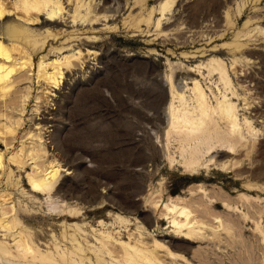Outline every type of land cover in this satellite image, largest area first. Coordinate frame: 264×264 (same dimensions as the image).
I'll return each mask as SVG.
<instances>
[{
	"label": "rangeland",
	"instance_id": "rangeland-1",
	"mask_svg": "<svg viewBox=\"0 0 264 264\" xmlns=\"http://www.w3.org/2000/svg\"><path fill=\"white\" fill-rule=\"evenodd\" d=\"M1 1L10 13L0 19V39L9 45L6 27L20 25L41 48L0 95V221L9 226H0V243L11 253L0 264H64L63 255L75 264H127L126 250L145 264H264V191L246 190L234 169L211 162H230L227 119L211 113V132L187 139L183 128L169 129L168 111L173 94L181 115L199 109L196 83L208 105L234 104L244 137L253 138L248 119L262 141L242 165L264 170V0H174L164 17V0H95V9ZM38 2L46 8L30 19L25 11L35 13ZM152 10L150 24H135ZM43 55L44 65L76 64L51 92L38 77ZM214 59L230 86L210 72ZM211 145L222 149L206 155ZM191 158L208 165L198 176L182 166ZM53 161L61 166L56 194L33 192L31 175ZM263 177L249 180L264 185ZM243 193L256 202L251 209ZM179 199L198 205L206 220L199 233L185 235L163 215ZM25 241L35 255H25Z\"/></svg>",
	"mask_w": 264,
	"mask_h": 264
},
{
	"label": "bare ground",
	"instance_id": "bare-ground-1",
	"mask_svg": "<svg viewBox=\"0 0 264 264\" xmlns=\"http://www.w3.org/2000/svg\"><path fill=\"white\" fill-rule=\"evenodd\" d=\"M93 1H95V0H84V1L83 0H66L65 3H67L69 5V2H70V4H71V2L73 4L76 2V4L78 5L79 3L82 2V7L86 6V7H92L93 9H95V5H93ZM173 2H174V0H164V1L160 2L159 12L161 13V15L163 17L165 16L166 11L170 10V7L172 6ZM45 8H46V4L44 2H38V3H36V6H34V9H33L35 11V13H33L32 11H27V10L25 12H26V14H29L30 19L35 17L34 19L37 20L39 12H41ZM65 8L66 7L63 5V3L60 2L58 4L59 11H62ZM153 12L154 11L152 10L150 12L149 17H147V18H141V17L138 19L136 18L135 24L138 22L141 23L142 21H144L147 24L148 23L150 24ZM9 13H10V11L7 9L4 2L0 0V19L5 17ZM88 13L89 12H87L84 16L88 15ZM77 18H78V14L76 13L74 15V19H77ZM89 19L92 20V17H90ZM136 25H138V24H136ZM160 25H161V19H159V21L157 23V27H159ZM6 31H7V34L10 35V37H11V42L8 45L2 39H0V95L1 96H5L8 92H11L10 90H11V87L13 86L12 85V76L17 72V70L20 71V68L27 66V65H28L27 67H29L31 65V62H32V54L35 53V51L40 50V48H41L38 45L39 42H37L36 35L29 33L24 27H22L20 25H12V24L8 25L6 27ZM21 45H23V46H21ZM240 45H242V44H240V43L237 44L238 47ZM14 51H18V53H20V54L24 53V55H20L19 58L18 57L15 58L13 55ZM44 56L45 55H43L39 60L38 77H40L46 81L47 90H48V92H51V90H55L57 87L61 88L60 87L61 78L62 77L65 78L64 76L68 77V75H70L69 71L71 70V66L73 67V65H76V64L71 63L68 60L62 62L61 60L56 59V60L49 62L48 64L44 65V62H45ZM213 62H215L217 64V66H212L210 68L211 69L210 72H212L214 74H219L220 80L225 84V87L230 86L231 85V79L228 76L227 68L224 65V63L222 61L216 60V59H214ZM235 69L236 68H234V70ZM70 73H71V71H70ZM13 77H15V76H13ZM239 78H241V77H239ZM248 78H249V76H248ZM249 79H246L247 80L246 82H248ZM170 80H172V79H170ZM246 85H245V87H246ZM171 87H175L173 82H172ZM195 87H196L195 98L198 102L199 109L194 110V111H189V113L191 114L190 116H188V114H189L188 112H184L182 115H181V113H179V109L177 110V108H175V106H174L175 95L174 94L172 95V101L168 107L169 123H170L169 129H171L172 127H179L180 129L183 128L184 129L183 131L186 132V134H184V136L187 139H192L195 137H197V138L206 137L207 134L211 132L210 131L211 127L209 126V122L207 121V118H208V116L211 115V113L216 114V115H220L221 117L226 118L227 123H228V127H229V131L231 132V134H230L231 138L230 139H232V144L230 146H228L227 149H222L220 147H216V146L211 145V146H208V150L204 153L206 155L211 156L213 154H209V153L212 152V150L215 148L224 150V153L226 155H228V157H230L229 158L230 162L228 164L223 159H218V158L214 159V156H212L213 158L211 159V162H213L214 164L218 163V164L222 165L223 168H226V169H234L236 176H238L237 177L238 179L245 178L243 186L245 187L246 190H248V191H254V190L264 191V185H260V184L258 185L257 183H252V181L249 180L250 177H253L255 179V177H259V176L261 177L264 175V173H263L264 170L261 168L263 165L261 167L256 165L257 168H254L252 166L246 167V166L242 165V159H244V157L243 158L241 157L242 155L249 157L252 148L255 147L257 144H258V146H260L259 144L262 143V141L260 140L261 136L259 137V131L255 130L252 127L250 121H248V119H246L245 123L249 124V126H250L249 130H250V133L252 134L253 138H251V139L245 138L242 131L240 130L239 122H238L237 116L235 114V105L232 103L224 105V104H221V102H218L217 106L208 105L207 100H206V93L202 89L198 88L197 83L195 84ZM248 87H249V90L252 91L250 89V86H248ZM60 90H58V92ZM58 92H56V93H58ZM181 96L182 95L179 94V96H177V97H181ZM243 100L246 101L245 105L247 107L246 106L245 107L248 109L249 108V101L246 100V97ZM251 106H250V108H251ZM209 109H210V111H209ZM12 131H13V128L7 127L5 132H8V133L11 132L12 133ZM169 133L170 132L167 131V134H169ZM256 149H258V148H256ZM232 150L235 151V154ZM254 150H255V148H254ZM259 150H261V149H259ZM236 153H238V154H236ZM262 154H264V153H262ZM17 158L18 157L16 156L13 158V160L15 161V159H17ZM253 162H254V160H253ZM2 165H3V157H2V154H0V166H2ZM182 166H183L184 170L187 171V173H189L191 175L196 174L198 176L199 169L206 167L208 165L200 159L191 158L190 160H183ZM60 167L61 166L58 163L53 161V162H50L48 164V166L43 170V172L42 171L41 172H35L33 175H31L30 184L32 186L33 192L45 193V194L49 195L50 197L52 195L56 194L57 191H55V190L57 187H55V185H56L57 181H59L58 179H59V176L61 173ZM201 192H202V194L206 193L204 190ZM241 198H243L242 201H247L245 203L246 208L250 207V209H251V207H254V205H256V202L254 204V202L252 201L254 199H250V196H248L244 193L242 194ZM225 200L227 201L228 198L224 199V201ZM226 201H225V204L227 206L230 205L229 202H226ZM155 206L158 207V202L156 203ZM198 208H199L198 205H195V203L185 202L183 199H179L176 201L171 200L169 202V204L165 206L166 213H163V212L162 213H163V215H166L170 219L171 224L174 227H176V229L178 231H184L185 235H190L193 232L199 233V230H202L201 229L202 226L204 224H206V220L203 219V217L198 216V214H197ZM63 210H65V209H63ZM208 211H207V213H208ZM260 211L261 210H259V212ZM65 213L69 215L68 212H64L62 214H65ZM198 217H200V218H198ZM213 218H214V220L218 221V223H219L218 226L224 227L226 229L229 228V225L226 226L224 224V222L217 215L213 216ZM0 226L1 227H9L7 224H4L2 221H0ZM185 230H187V232H185ZM186 237L188 238V236H186ZM126 248H128V247H126ZM23 249L25 251V255H28V254H34L35 255V250H33L32 246L29 243H27L26 241L23 242ZM9 250H8L7 246L0 243V255L11 256V253ZM36 254H37V252H36ZM41 254H43V253H41ZM123 255L125 258V263L127 262V264H145V263L141 262L142 256L139 258L138 254L134 250H131V251L126 250L125 252H123ZM70 258L71 257H68L67 255H63L62 259L64 261V264H75L74 262L71 261L72 258L71 259ZM147 260L149 262L152 261L149 258ZM155 262H151V264H156Z\"/></svg>",
	"mask_w": 264,
	"mask_h": 264
}]
</instances>
